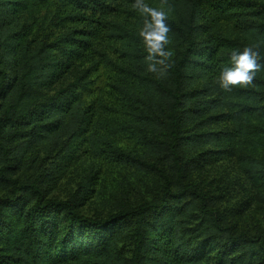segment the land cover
Returning <instances> with one entry per match:
<instances>
[{"label":"trees","instance_id":"obj_1","mask_svg":"<svg viewBox=\"0 0 264 264\" xmlns=\"http://www.w3.org/2000/svg\"><path fill=\"white\" fill-rule=\"evenodd\" d=\"M148 2L170 9L164 78L132 0H0V264H264V228L196 178L234 161L264 203V69L215 84L264 40V0Z\"/></svg>","mask_w":264,"mask_h":264},{"label":"clouds","instance_id":"obj_2","mask_svg":"<svg viewBox=\"0 0 264 264\" xmlns=\"http://www.w3.org/2000/svg\"><path fill=\"white\" fill-rule=\"evenodd\" d=\"M132 8L141 20L138 35L146 53V70L157 78H164L173 67L171 27L168 23L170 9L154 7L148 0H132ZM262 47L264 40H257L242 49L233 50L229 55V66L221 68L215 77L219 89L229 93L252 86L257 73L264 69V57L260 54Z\"/></svg>","mask_w":264,"mask_h":264},{"label":"rangeland","instance_id":"obj_3","mask_svg":"<svg viewBox=\"0 0 264 264\" xmlns=\"http://www.w3.org/2000/svg\"><path fill=\"white\" fill-rule=\"evenodd\" d=\"M196 178L200 184L206 185L213 193L221 196V206L228 213L232 209V212L240 213V215L234 217L239 228L252 231L264 228V203L255 198L252 184L239 170L234 161L221 162L206 167ZM122 180H124L123 177ZM156 181L151 174L144 175L146 185L143 182L141 185L136 186L137 189L133 190L132 196L150 194L155 187ZM108 183L114 184L115 182L111 179ZM73 186L74 183L71 177H66L55 189L54 194L65 197L73 190ZM100 207L99 203H94L88 206V211L93 212L94 210H99Z\"/></svg>","mask_w":264,"mask_h":264}]
</instances>
